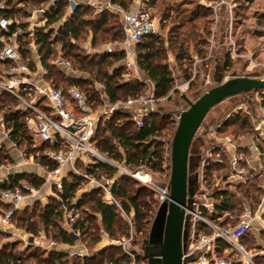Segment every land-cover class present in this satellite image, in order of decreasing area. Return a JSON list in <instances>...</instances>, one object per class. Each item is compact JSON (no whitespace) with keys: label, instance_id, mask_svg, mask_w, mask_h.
I'll return each instance as SVG.
<instances>
[{"label":"trees","instance_id":"1","mask_svg":"<svg viewBox=\"0 0 264 264\" xmlns=\"http://www.w3.org/2000/svg\"><path fill=\"white\" fill-rule=\"evenodd\" d=\"M130 1L132 0H110L111 3L124 9L127 8ZM155 1L150 0L149 2L154 3ZM240 1L249 3L252 0ZM21 2L33 5L35 2L40 4L44 1L21 0ZM66 5L65 0H56L49 6L45 11L47 18L45 27L37 29L33 35L35 44L38 47L40 62L45 69V78L54 87L76 86L87 96L93 107L103 103L99 96L100 90L96 88V83L103 86V93L109 103L141 97L144 94L143 88L145 85L143 83L137 81L120 82L119 78L122 76L124 69L118 65V62L123 57L122 53L101 52L84 55L79 52L80 50L75 43L83 34L89 31L92 33L90 41L92 47L104 41L105 43L119 42L123 37L121 25L119 24L120 29L115 32L112 31L114 26L110 25L108 19L112 15L110 12H101L93 18L89 17V7L88 5L84 6L85 3L78 4L69 14L63 17ZM0 14L10 19H15L16 15H19V18L28 16L23 6L14 7L9 1L4 8L0 9ZM192 14V17L186 22L194 21L195 11ZM62 18L64 20L57 28L56 34L53 35L55 31L53 25L60 22ZM223 28L227 29L226 24L220 30ZM17 39L22 60L27 61L32 66L29 61L30 53L27 47L29 38L23 35ZM56 46L60 48L66 58L72 61L73 65H77L82 72L88 73L90 79L69 76L57 69L52 62L53 55L56 53ZM181 47L182 44L179 45V49ZM135 53L140 72L150 80L153 86L154 97L167 96L173 87V78L163 61L164 48L161 39L156 34L144 36L137 44ZM199 53L200 51L197 55ZM176 58L185 60L183 53H179ZM226 65H229L228 62H226ZM5 120L9 121V126L15 128L13 132H16V129L22 126L18 113H6ZM247 123V119L235 115L233 118L223 121L216 132L219 133L230 125L243 127ZM173 129L174 123L168 116L150 115L143 117L141 127H137L135 121L127 113L117 111L108 122L97 128L92 141L101 153L111 160L123 161V164L130 169L142 167L151 173H163L167 163V139ZM23 141L27 145L28 153H33L36 157L35 151L37 149L30 146L29 139L26 137ZM37 159L41 165H46L49 168L54 167V164L48 162L41 155H38ZM11 161L10 155L6 154L4 149H0V165H7ZM88 171L95 176L105 173L108 177L113 176L115 173L113 168L102 163L93 164ZM213 171H218V169L214 168L209 162L203 164V179L207 184L210 183ZM221 180H224V178L221 177ZM20 182H26L30 187L37 189L42 185L43 179L35 174L25 172L9 174L6 181H0V190L21 187ZM82 182L84 180L80 176L68 175L63 182V189L59 193L60 201L50 197L47 203L42 205L37 200L32 206L16 210L11 222L17 229L33 235L41 227L45 235L50 237L51 240L56 243L71 245L72 241L68 232L61 226L66 208L72 215H75L71 222L72 228L78 230L82 239L87 240V245L92 249L96 248L100 242L101 229L113 239L127 236L129 225L115 206L102 202L99 190L88 189L77 196ZM253 190L252 186L246 187L242 191V200L235 199L236 202H234L232 200L233 195L226 189L213 188L210 196L215 203L213 212L208 215L209 218L220 225L235 224L242 212L241 202L244 199H253ZM112 193L122 209L126 213H132L131 223L134 233L138 236L145 235L157 203L154 193L150 189L138 185L135 180L125 175L117 177L112 186ZM73 199H76V201L73 202ZM234 203L238 205L236 206ZM0 208H8V206L0 202ZM199 228L203 229V226L200 225ZM204 230L207 231L206 228ZM250 232H247L241 238L244 248ZM260 234L264 235V232ZM16 246L17 242H8L1 247L0 264H26V260L30 258L35 259L37 264H129V258L120 247L114 245L98 248L88 256L72 260L69 259L68 253L61 250H51L47 255H43L42 252H38V249H31L27 254H23L14 251ZM225 246L223 243L218 244V254Z\"/></svg>","mask_w":264,"mask_h":264},{"label":"built area","instance_id":"2","mask_svg":"<svg viewBox=\"0 0 264 264\" xmlns=\"http://www.w3.org/2000/svg\"><path fill=\"white\" fill-rule=\"evenodd\" d=\"M67 1L71 2V11L79 4L72 0ZM226 1L221 2L226 3ZM82 3L95 6L94 0H85ZM2 8L3 5L0 3V9ZM104 8L117 16L123 37L119 42L105 44L101 51L122 53L123 57L118 65L125 71L123 76L127 80L143 83L147 86V91L139 98H129L115 103L108 102V105L101 108L93 107L87 96L76 86L54 87L45 78V69L40 62L38 47L33 39L34 32L46 25L45 9L32 11L19 20L0 14V149H4L11 157L14 155L20 159L26 157L31 162L35 156L33 153H28L27 145L23 141L27 137L30 146L37 150L43 147L44 150L39 155L54 164L53 168L41 165L36 171H22L42 178L43 183L40 188L34 189L26 182H20L21 187L0 190V202L8 206V208H0V239L5 237V240L10 242L16 237L27 244L41 246V238L17 229L11 219L16 210L32 206L37 200L42 205H45L50 197L60 201L59 193L63 189V182L71 174L80 176L86 183L87 189L99 190L102 202L115 206L129 225V234L118 239L110 238L101 229L102 246L120 247L129 258V264H145V261L133 252L135 240L132 234V213H126L122 209L113 196L112 186L117 177L125 175L152 188L151 174L145 168L130 169L123 164V161L111 160L96 148L92 138L97 128L108 122L117 111L127 113L135 121L136 126L141 127L142 118L132 115L129 111L148 100L152 84L149 79L141 78L135 48L144 36L154 34L155 23L145 10L143 2H138L129 9H123L109 2ZM62 21L53 25L55 29L53 35L56 34ZM23 35L29 38L27 47L32 66L22 60L19 52L17 38ZM53 56L54 66L74 77L77 69L73 68L70 59L62 54L59 47ZM195 74L193 73L192 79ZM187 86L186 83L177 89H185ZM96 88L98 89L97 86ZM257 92L264 95V91ZM101 94L100 99L104 100L105 94ZM169 97V94L162 98L154 97L153 101L159 103ZM6 113L19 114L22 126L17 128L16 132H13L15 128L9 126V121L5 120ZM205 160L206 158H203V163ZM96 163L113 168L114 175L108 177L105 173H100L95 176L89 173L88 169ZM0 170H4V174L0 175V181H6L9 174L17 173V171L11 172L12 168L7 165H0ZM41 188L45 191L39 196ZM208 195L209 193L203 190L201 200L195 203L194 210L191 212L192 224L188 251L200 247V252L191 264H254L242 245L241 238L252 230H255L257 234L264 232V214L259 213L262 202L254 212L245 208L235 224L225 226L209 218L208 215L214 210L215 201L213 198H208ZM75 201L76 199H73V202ZM262 201H264V195ZM74 217L75 215L65 208L61 226L68 232L72 244L56 243L50 240L43 246L45 251L61 250L70 255L88 256L86 249L81 246L74 248V244L80 242L78 230L71 226ZM200 225L203 229L199 228ZM19 233H22L21 236ZM219 243L226 245L220 254L217 252ZM231 255L238 258L232 259Z\"/></svg>","mask_w":264,"mask_h":264},{"label":"rangeland","instance_id":"3","mask_svg":"<svg viewBox=\"0 0 264 264\" xmlns=\"http://www.w3.org/2000/svg\"><path fill=\"white\" fill-rule=\"evenodd\" d=\"M11 1L13 3L17 1L21 2V0ZM65 1L67 5L64 8L63 17L69 14L72 9L71 2ZM72 1L82 4L85 0ZM149 1L150 0H132L128 3L126 9L131 8L138 2H143L146 7L145 10L155 23L154 34L162 41L164 48L163 61L170 70L173 78V87L168 93L170 97L159 103L166 104L172 101L184 90L177 89L183 84H188L187 88H185L188 93L197 89L201 78L204 77L202 75H208L209 73L214 55V43L219 30L222 26H225V24L229 32V52L224 58L223 78L226 79L231 76L235 68H241L242 73L245 75H264V0H252L249 3L240 0H225L226 3H222V0H156L154 3H150ZM109 2L110 0H94V7L88 5V16L93 18L97 13L109 12V10L104 8ZM111 4L116 5L113 3ZM37 5L38 3L35 2L33 6H30L36 8ZM86 5L85 3L84 6ZM24 7H29V3L28 5L24 4ZM193 11L196 13L194 21L190 23L186 22V20L192 17ZM19 17V15L15 16L17 20H19ZM108 19L110 25L114 26L112 31L115 32L120 29V23L115 14L110 15ZM91 35L92 33L89 31L75 42L80 50L79 52L84 55L101 53L103 52L101 51L102 47L107 44L104 41L92 47L90 44ZM180 44H182L181 49H179ZM56 47L57 49L55 52L57 53L58 46ZM199 51L200 53L197 55ZM179 53L184 54L185 60L176 58ZM226 62H228L229 65H226ZM72 66L77 69V73L74 74V77L90 79V75L79 70L77 65H73L72 63ZM124 72L125 71H122L123 74ZM193 73L196 74L192 79ZM123 74L119 78L121 83L132 81L127 80ZM187 76H189V78H187ZM141 78H145L142 73ZM95 85L100 90L99 96L101 97L103 86L97 83ZM143 89L145 93L147 91V86L145 85ZM103 98V103L101 105H96L95 108L105 107L109 104L106 96ZM235 115L247 119L248 123L243 127H240V125H230L219 133L214 132L211 145L205 149L203 158H206L204 163L209 162L214 168H217L218 171H213V176L208 186L203 179L204 163L202 160V165L200 167V186L202 191L206 190L209 193L208 198H212L210 193L213 191V188L226 189L233 195L232 200H234V202H236L235 199L242 200V191L246 187L252 186L254 189V198L249 200L244 199L243 202H241L243 207L242 212L245 208L254 212L262 202L259 213L264 214V201H262L264 195V95L259 92H254L253 103L249 106L245 102L244 96L231 98L229 100V105L222 115L220 124L228 118H233ZM168 117L171 118L174 123L173 116ZM166 147L167 158L168 144ZM41 148L42 147L39 148L40 150L35 151L37 156L34 157L33 161L30 162L26 157L20 159L18 156L14 155V158L10 156L12 161L8 163L7 166L12 168L11 172L31 171L32 169L36 171L41 166L37 159L39 153L44 150ZM29 165H31L32 168H30ZM167 165L168 158L163 173H151L147 171L154 179L164 181L167 179L169 172ZM3 173L4 170H0V175ZM221 177L224 178V180H221ZM137 183L140 186L146 187L139 182ZM85 185L86 183L82 182L77 196H80L83 191L88 190ZM146 188L154 193L158 201L160 191L154 186L152 188ZM44 191L45 189L41 188L38 195L41 196ZM202 191L200 193V200ZM234 204L236 206L238 205L237 203ZM133 230L132 234L136 244L138 238L144 235L138 236ZM19 234L21 236L22 233ZM33 236L41 238V246H37V244L33 243L27 244L25 241L14 237L13 240L10 241V243L17 242L14 251L27 254L31 249H38V252L47 255L48 252L44 250L43 246L51 240L50 237L45 235L41 227ZM121 237L124 236L118 238ZM5 239V237L0 239V249L4 244L8 243ZM101 241L102 239H100L98 246L92 249L87 245V240L82 239L80 236V242L74 244V248L81 246L86 249L87 255H90L95 252L96 249L103 247ZM245 249L252 258L254 264H264L263 234H257L256 231L252 230L247 236ZM68 256L70 260L82 258L74 254H69ZM231 258L237 259L238 257L231 255ZM26 264H37V262L35 259L30 258L26 260Z\"/></svg>","mask_w":264,"mask_h":264},{"label":"water","instance_id":"4","mask_svg":"<svg viewBox=\"0 0 264 264\" xmlns=\"http://www.w3.org/2000/svg\"><path fill=\"white\" fill-rule=\"evenodd\" d=\"M212 65L203 74L196 90L186 89L172 101L155 103L153 86L145 103L129 112L143 118L150 115L173 116L174 129L168 139V177L150 184L160 191L148 229L138 238L133 252L145 264H191L200 247L188 251L192 215L200 201V167L203 153L211 145L213 132L231 98L244 96L249 106L253 93L264 91V75H245L235 68L223 78L224 58L228 54V30L219 31L214 43Z\"/></svg>","mask_w":264,"mask_h":264},{"label":"crops","instance_id":"5","mask_svg":"<svg viewBox=\"0 0 264 264\" xmlns=\"http://www.w3.org/2000/svg\"><path fill=\"white\" fill-rule=\"evenodd\" d=\"M8 1L11 3V5H13L14 7H24V3H22V2H15V3H13L11 0H0V3L3 5V8L7 5V3H8ZM35 1H38V0H35ZM44 2H42V3H40V4H38L37 5V7L36 8H33V7H31V6H33V5H29V7H24V9L26 10V12L28 13V14H30L32 11H35V10H40V9H47L49 6H51L56 0H43ZM28 5V4H27ZM64 18H62V20H63ZM61 20V21H62ZM60 21V22H61ZM13 158H14V156H13ZM30 166V168H32V166L31 165H29ZM31 171H34L33 169L31 170ZM4 174V173H3ZM2 174V175H3ZM253 231H255V230H253Z\"/></svg>","mask_w":264,"mask_h":264}]
</instances>
